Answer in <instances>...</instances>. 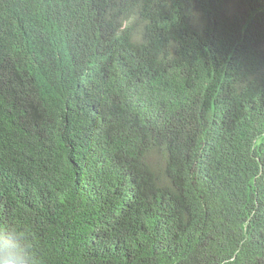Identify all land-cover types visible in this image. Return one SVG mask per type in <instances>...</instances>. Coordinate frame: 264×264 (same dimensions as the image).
Segmentation results:
<instances>
[{"label":"trees","instance_id":"1","mask_svg":"<svg viewBox=\"0 0 264 264\" xmlns=\"http://www.w3.org/2000/svg\"><path fill=\"white\" fill-rule=\"evenodd\" d=\"M0 238L264 264V0H0Z\"/></svg>","mask_w":264,"mask_h":264},{"label":"clouds","instance_id":"2","mask_svg":"<svg viewBox=\"0 0 264 264\" xmlns=\"http://www.w3.org/2000/svg\"><path fill=\"white\" fill-rule=\"evenodd\" d=\"M0 264H38V258L26 245L8 244L0 238Z\"/></svg>","mask_w":264,"mask_h":264}]
</instances>
